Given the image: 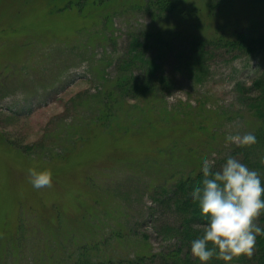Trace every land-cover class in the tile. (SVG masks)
<instances>
[{"label": "rangeland", "instance_id": "rangeland-1", "mask_svg": "<svg viewBox=\"0 0 264 264\" xmlns=\"http://www.w3.org/2000/svg\"><path fill=\"white\" fill-rule=\"evenodd\" d=\"M143 1L79 12L0 0V264H71L83 246L115 264L173 249L178 219L153 200L156 185L201 159L219 168L239 144L226 137L259 126L238 90L264 71V49L210 43L194 69L175 53L191 35L264 32V0H181L185 17L151 16ZM155 32H179L163 52L147 51L168 86L122 98L118 60L133 36ZM29 168L50 170L51 185L34 188ZM111 230L121 239H108Z\"/></svg>", "mask_w": 264, "mask_h": 264}, {"label": "trees", "instance_id": "trees-1", "mask_svg": "<svg viewBox=\"0 0 264 264\" xmlns=\"http://www.w3.org/2000/svg\"><path fill=\"white\" fill-rule=\"evenodd\" d=\"M112 1L47 0L46 6L50 10L59 6L62 11L77 8L79 12H82L91 3V5L96 6L91 10L94 12V9L98 11L106 2L111 3ZM143 3L142 6L139 7L138 5L137 8L145 12L147 11L151 16L163 17L172 14H183L185 17L187 13V7L182 8L181 0H144ZM59 11L57 10V12ZM252 32H256V28ZM170 34L169 37H164L159 32L133 36L126 54L124 57L119 58L117 64L118 73L116 74L115 88L119 89L122 98L130 97L136 100L142 96L154 94L157 90L159 92L164 91L165 85L168 86L167 82L164 81L163 75L159 72L160 68L156 57H149L147 51L149 48H157L158 52L161 53L169 47L172 41L180 38L179 32ZM187 37L190 39L187 48L185 49L183 47L184 45L180 44L179 46L182 45L183 48L177 49L175 53L177 64L179 67L184 68H197V65L198 67L202 66L205 60L203 47L210 45V43H213L216 47H226L235 51L239 50L242 54L244 52L248 54L252 52L257 53L264 49V32L261 28L257 29L256 33H249L247 35L244 32H240L235 34L234 37H228V39L224 34H221L210 42L194 37L193 35ZM238 91V101L257 119L259 126L251 131L256 135V142L247 146H242L241 144L235 145L232 147L230 155H238L239 159L250 168H256L260 172L262 180H264V71L251 80L249 87H241ZM108 97L111 96L109 95ZM201 160H198L194 164L190 163L188 165L189 171L186 173H183L184 171H177V177L174 178L173 182H164L163 185H156L151 195L154 201L167 203L172 207L173 213L178 219L176 226L172 229L174 232L173 238L178 242L177 246L175 247L174 245L173 249L157 254L132 256V258H126L118 263L152 264L156 262L158 264H198L197 259L190 252V242L202 234L203 225L207 221L201 217L198 205L190 197L193 185L197 184L201 179ZM151 162L153 163L154 161L151 160ZM184 163L186 164V161ZM168 164L172 165V161ZM168 164L159 169L156 168L155 171L160 174L166 172L170 169L164 168L168 167ZM157 177L159 178L160 176ZM165 184L170 185L166 186ZM257 219L264 226V214ZM110 234V238L108 239H121L119 231L111 230ZM98 246L99 244L95 243L93 248ZM68 258L70 260L73 258L71 264H115L111 258L100 257L95 251L87 248V246L80 247L74 257L69 256ZM208 264H264V235H257L254 250L250 256L241 255L238 258L234 257L231 262H225L213 256L208 261Z\"/></svg>", "mask_w": 264, "mask_h": 264}, {"label": "clouds", "instance_id": "clouds-1", "mask_svg": "<svg viewBox=\"0 0 264 264\" xmlns=\"http://www.w3.org/2000/svg\"><path fill=\"white\" fill-rule=\"evenodd\" d=\"M228 141L242 146L256 142L254 132L229 134ZM216 161H201V179L191 189V200L206 219L202 234L190 242V252L198 264H208L215 256L225 262L234 257L250 256L264 226L258 217L264 214V180L256 168H250L235 155H228L219 168ZM34 188L50 186V170L28 169Z\"/></svg>", "mask_w": 264, "mask_h": 264}]
</instances>
